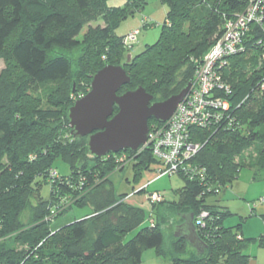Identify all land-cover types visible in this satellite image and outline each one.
<instances>
[{"label": "trees", "instance_id": "trees-1", "mask_svg": "<svg viewBox=\"0 0 264 264\" xmlns=\"http://www.w3.org/2000/svg\"><path fill=\"white\" fill-rule=\"evenodd\" d=\"M109 1L0 0V58L7 65L0 75V241L11 237L28 248L16 251L0 242V264H142L144 252L151 249L171 264H250L243 223L226 227L230 212L209 204L208 198L232 188L245 168L253 172V181L264 182L260 27H251L245 52L228 58L223 69L222 79L232 90L229 96L218 94L231 105L224 120L215 127L191 129L194 142L202 145L191 163L201 173L179 176L185 182L179 202L153 206L149 220L154 226H144L146 211L129 204L127 195H117L110 180L126 156L134 160L135 182L155 172L158 162L152 151L91 157L87 138H74L68 120L70 108L88 94L94 76L110 65L123 66L131 78L119 94L142 87L153 102L180 94L193 83L227 20L244 12L250 0H160L167 8L160 38L137 56L124 46L127 35L118 37L115 30L142 3L127 0L124 7L113 8ZM98 18L105 26L90 27ZM47 86L49 93L38 95ZM160 124L151 119L149 129ZM59 160L69 166L68 177L54 168ZM43 184L51 188L47 200L40 195ZM58 206H66L58 219L75 207L92 212L60 229L48 221ZM202 211L210 217L204 227H196L207 246L198 255L168 230L183 223L182 215L192 213L196 220ZM255 215L251 209L250 217ZM259 217L264 222V215ZM259 244L264 247V236Z\"/></svg>", "mask_w": 264, "mask_h": 264}, {"label": "rangeland", "instance_id": "rangeland-1", "mask_svg": "<svg viewBox=\"0 0 264 264\" xmlns=\"http://www.w3.org/2000/svg\"><path fill=\"white\" fill-rule=\"evenodd\" d=\"M125 1L127 0H110L109 6L116 7H124L126 5ZM142 3L140 7V11H137L133 16H130L128 19L124 20L119 27L115 30V34L118 37H124L129 34L130 31L135 29L141 30V33L138 37V43L135 46H131L130 50L131 56H137L141 54L147 46L154 45L160 38L161 29L163 24L166 22L167 16V8L160 0H138ZM244 12L236 14L232 20L237 16L243 15ZM147 20L148 24H152L149 27H144V21ZM228 21V20H227ZM227 23V22H226ZM226 25V24H225ZM90 27L103 28L105 26V22L102 18H98L93 23L89 25ZM88 26L84 28L83 37L87 31ZM225 31V30H224ZM249 34V33H248ZM216 38H214L215 40ZM246 39V37H245ZM218 40V39H217ZM244 44V43H243ZM125 46V45H124ZM128 49V48H127ZM253 51H249V54ZM255 54V53H253ZM252 55V54H251ZM264 56V53H263ZM261 64L263 63L262 57L260 58ZM230 65V64H229ZM6 61L0 58V75L6 68ZM225 67V66H224ZM220 71L219 77H222L223 68ZM222 72V73H221ZM192 85V84H191ZM50 86L42 87L37 90L38 95L43 94L44 96L49 93ZM188 95V94H187ZM130 159V160H129ZM121 160V159H120ZM133 159L128 158L126 156V160L121 161V166H119L116 172L110 177V180L113 182L117 195H127L126 201L132 206L142 208L147 213V221L144 226H149L151 224L149 220L150 212L152 210V206L160 203L168 201V202H179V191L184 187V180L178 176H167L161 180L155 182L148 190L149 184H146L150 179L153 178V173H155V177L157 178V171L155 172H146L144 173L142 179L139 182H135L134 171H133ZM158 168V166H156ZM56 171L62 177H68L71 175V170L69 166L62 162L58 161L55 164ZM146 184V185H145ZM145 185V186H144ZM141 191V193H140ZM165 193L164 200L153 202L149 199L150 193ZM51 188L49 184H43L40 188V195L43 199L47 200L50 197ZM225 194H228L227 198H223ZM264 196V182H256L253 181V172L245 168L242 170L239 178L233 184L232 188H229L225 193H222L217 196H211L208 198V203L212 204L215 202L221 208H225V210L230 212V215L226 217L224 225L226 227H236L243 223L242 233L245 239H249V243H247V248L244 251L246 255L251 256L250 264H264V247H261L259 244L260 237L264 236V222L259 217V213L254 217L251 216V208H248V204L251 207H254L256 203L260 202V199ZM261 197V198H260ZM223 198V199H222ZM254 200H257L256 202ZM70 206V205H69ZM68 206V207H69ZM92 210L90 208L81 209V208H73L70 212L64 214L59 219V215L57 213L55 215L52 214L49 216V223L54 224V227L64 228L69 226L75 220H80L83 217L90 214ZM58 216V217H56ZM56 217V218H55ZM58 219V220H57ZM173 223V220H171ZM170 223V224H171ZM171 226H173L171 224ZM59 230V229H58ZM169 234L173 236L174 227H169ZM136 235V232L131 233L127 236V241L131 240ZM14 238H7L1 240L0 242L6 243V245L14 249L16 251L24 250L26 251L28 248L26 246H22L19 243H16ZM142 264H171L170 262L164 261L162 259H158L155 250H146L143 254V262Z\"/></svg>", "mask_w": 264, "mask_h": 264}, {"label": "built area", "instance_id": "built-area-1", "mask_svg": "<svg viewBox=\"0 0 264 264\" xmlns=\"http://www.w3.org/2000/svg\"><path fill=\"white\" fill-rule=\"evenodd\" d=\"M252 26L260 27L264 31V0H250L243 15L227 21L223 35L201 61L191 89L174 115L166 123L151 127L148 141L139 153L146 149L152 151L158 162L157 179L182 174L193 178L195 174L201 173L191 163L202 149L201 144L194 142L191 129L215 127L230 111L229 101L218 96H229L232 93L231 87L219 77V70L227 67L228 58L245 52L243 43ZM140 33L141 30L130 32L124 39L125 47L131 49L137 43ZM228 122L229 118L226 123ZM123 160L125 158L121 161ZM52 175L54 177L55 173ZM149 199L153 202L163 201L164 193L150 194ZM65 207H56L52 214L63 211ZM251 208L254 209L255 206ZM209 217L207 211H202L195 220V226L204 227ZM150 222L154 226L152 219Z\"/></svg>", "mask_w": 264, "mask_h": 264}, {"label": "water", "instance_id": "water-1", "mask_svg": "<svg viewBox=\"0 0 264 264\" xmlns=\"http://www.w3.org/2000/svg\"><path fill=\"white\" fill-rule=\"evenodd\" d=\"M130 84L131 78L123 66H106L94 76L88 94L70 108L71 134L76 139L87 138L91 157L103 158L127 150L138 152L148 141L149 120L166 123L191 89L189 84L180 94L164 102H153V96L142 87L119 94ZM182 218L184 222L176 227L175 238L186 241L202 255L207 246L197 234L195 215L184 214Z\"/></svg>", "mask_w": 264, "mask_h": 264}, {"label": "crops", "instance_id": "crops-1", "mask_svg": "<svg viewBox=\"0 0 264 264\" xmlns=\"http://www.w3.org/2000/svg\"><path fill=\"white\" fill-rule=\"evenodd\" d=\"M125 3H126V1H125ZM148 21L147 20H145L144 21V26L146 25V24H148L147 23ZM135 30H139V29H135ZM135 30H133V31H135ZM130 32H132V31H130ZM129 32V33H130ZM138 43V42H137ZM136 45V44H135ZM134 45V46H135ZM134 49V47L132 48V50ZM131 50V51H132ZM154 175H153V178L152 179H150V181H148L146 184H149V186H148V188H147V190L155 183V182H157L158 180H161V179H163V178H156L155 177V173H153ZM179 177V176H178ZM164 178H166V177H164ZM145 184V185H146ZM144 185V186H145ZM152 193H155V192H152ZM160 193V192H159ZM151 194V193H150ZM165 194V193H164ZM166 195V194H165ZM228 197V194H225L224 195V197L223 198H227ZM222 198V199H223ZM261 198V197H260ZM261 200H263V202H259V203H256V205H255V208H254V213L255 214H260V215H264V196L260 199V201ZM255 202L257 201V200H254ZM212 204H216L215 202H213ZM217 205V204H216ZM153 207V206H152ZM248 208H251V205L250 204H248ZM252 209V208H251ZM150 214H153V211L151 210V212H150ZM183 222H184V220H183ZM194 222H195V219H194ZM182 224V223H181ZM178 225H180V224H178ZM178 225H176L175 226V228H174V233H175V230H176V227L178 226ZM243 238H244V236H243ZM186 242V241H185ZM194 251H196L191 245H189ZM159 259V258H158Z\"/></svg>", "mask_w": 264, "mask_h": 264}]
</instances>
